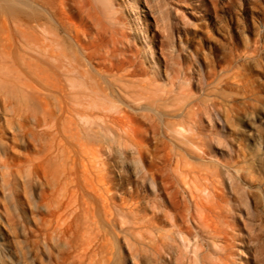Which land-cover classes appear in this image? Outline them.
<instances>
[{
    "label": "bare ground",
    "instance_id": "obj_1",
    "mask_svg": "<svg viewBox=\"0 0 264 264\" xmlns=\"http://www.w3.org/2000/svg\"><path fill=\"white\" fill-rule=\"evenodd\" d=\"M118 6L0 0V130H12L22 148L0 141L3 189L13 197L20 185L23 213H35L44 249L54 241L67 250L64 264H107L104 248L119 237L122 212L104 157L134 154L150 163L142 172L146 186L175 210L170 219L183 230V264H235L217 177L223 167L235 190L241 171L206 158L198 126L206 100L145 78ZM133 206L124 200L121 208L137 215Z\"/></svg>",
    "mask_w": 264,
    "mask_h": 264
},
{
    "label": "rangeland",
    "instance_id": "obj_2",
    "mask_svg": "<svg viewBox=\"0 0 264 264\" xmlns=\"http://www.w3.org/2000/svg\"><path fill=\"white\" fill-rule=\"evenodd\" d=\"M117 3L129 41L144 64L145 78L155 79L163 90L174 83L177 90L207 101V112L198 122L201 137L208 142L206 158L235 164L241 171L235 190L223 167L217 177L233 226L227 227L234 253L230 259L235 264H264V0ZM1 131L4 147L22 150L13 142L12 130ZM151 142L149 147H154ZM115 155L104 161L112 172L109 187L119 209L115 210L122 213L116 228L119 237L104 248L106 263L183 264V230L170 219L175 210L165 195L156 197L143 180L142 172L150 163L134 154L126 159ZM131 171V180L123 182ZM1 181L0 264H64L67 250L54 241L50 252L44 249L35 213L31 208L23 213L20 185H14L11 197ZM124 200L140 206L141 210L136 204L137 215L121 208Z\"/></svg>",
    "mask_w": 264,
    "mask_h": 264
}]
</instances>
